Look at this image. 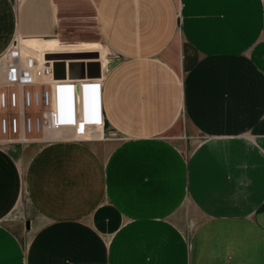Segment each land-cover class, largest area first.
Wrapping results in <instances>:
<instances>
[{
	"label": "crops",
	"instance_id": "0c3cea01",
	"mask_svg": "<svg viewBox=\"0 0 264 264\" xmlns=\"http://www.w3.org/2000/svg\"><path fill=\"white\" fill-rule=\"evenodd\" d=\"M95 3L77 49L60 0H0V56L99 78L104 119L24 168L0 145V264H264V0ZM22 192L35 220L8 221Z\"/></svg>",
	"mask_w": 264,
	"mask_h": 264
},
{
	"label": "built area",
	"instance_id": "2783aa9c",
	"mask_svg": "<svg viewBox=\"0 0 264 264\" xmlns=\"http://www.w3.org/2000/svg\"><path fill=\"white\" fill-rule=\"evenodd\" d=\"M54 79L48 63L40 64L31 57H21L15 48L0 56L2 141L25 142L39 134L40 140L49 141L47 132L67 127L75 132V139H90L89 128L103 125L101 91H96L101 104L90 114L89 120L72 109L60 115L53 103L54 93L70 96L75 92L77 84L89 88L95 84V78Z\"/></svg>",
	"mask_w": 264,
	"mask_h": 264
},
{
	"label": "rangeland",
	"instance_id": "374dc122",
	"mask_svg": "<svg viewBox=\"0 0 264 264\" xmlns=\"http://www.w3.org/2000/svg\"><path fill=\"white\" fill-rule=\"evenodd\" d=\"M96 0H60V3L63 4L64 6L67 7L66 12L71 15L73 18L72 22L70 25H65L63 27L62 33L60 34V37L63 39H68L69 41H75V46L78 48H83V44L85 46H91L92 42L89 41H84L87 39H96L97 38V31H96V26H95V17L94 16V9H95V3ZM80 39V40H78ZM78 40V41H77ZM66 43V42H65ZM65 49H68L69 46L67 44L64 45ZM65 52L62 54H52L48 55L47 57H54V58H59V57H74L76 54H68V52ZM70 55V56H69ZM96 56V53L91 54V59ZM67 59V58H65ZM76 59V58H75ZM98 59L102 61V66L104 68L107 67L108 59H103L98 55ZM74 68L77 69V64L74 66ZM62 71V70H61ZM184 124L186 125L187 123L184 122L183 120H180V122L177 124V128L172 130L171 136L176 138L178 140L179 136L182 134L183 140L185 137L188 139V144L186 147H189L190 140L193 141L192 143L194 144L198 134H196L193 131H189L188 129L185 130ZM186 135V136H185ZM193 135V136H192ZM41 134L36 135L33 137V140L30 141H25V142H18V141H0V145L3 147L9 149L14 156L18 158V161L20 163V167L24 168L26 164V160L28 157L31 155V153L39 146L40 143L44 142L41 139ZM51 138V136H49ZM16 207L13 210L11 214L7 217L8 221L13 220V219H21L22 221H27V219H33L34 214L33 211L26 201V198L22 192L21 197L16 203Z\"/></svg>",
	"mask_w": 264,
	"mask_h": 264
},
{
	"label": "bare ground",
	"instance_id": "6f19581e",
	"mask_svg": "<svg viewBox=\"0 0 264 264\" xmlns=\"http://www.w3.org/2000/svg\"><path fill=\"white\" fill-rule=\"evenodd\" d=\"M12 48H15V47H11V49ZM11 49L8 52H10ZM15 49L19 52L21 57L22 56L31 57L35 61L39 62L40 64H43L41 61L37 60V58L35 59L31 54H29L27 51H25L24 48L17 47ZM58 64L59 63H57L55 65H50V67L52 68V75H54V77H55L54 80H56L57 78L58 79L68 78V76L65 74V72L67 71V66L62 65V68H64V69H60L62 71L59 72V75L57 74L56 70H58V69H56V68L58 67ZM60 67H61V65H60ZM94 81H95V84L93 86H91L89 88H85L84 87L85 88V95L88 97L86 106H87V109L89 111L87 114L83 113V117L86 120L90 119V114H93L95 109H96V107H98L101 104L99 98L97 97V92L98 91L99 92L102 91V88H101L102 81L99 78H95ZM97 84L99 85V87H97ZM80 87L81 86L77 84L76 90L73 93L74 95L71 98H70V96L72 94L70 96H68L66 93L65 94H63V93H54L53 103H54V105H55V107H56V109H57V111H58V113L60 115H64L68 109L72 108V107H70L69 100L71 101L72 98L76 99L77 96H78V93L80 95V92H81V88ZM74 111H76V110H74ZM101 127H102L101 125L100 126H95V127H90L89 128L90 132L88 131V135H91L92 139L101 137L103 135ZM46 136H47V138H50L49 136H51L50 139H53V137H65L66 139L68 138V139L77 140V139H75L77 136H76L75 132L72 130L71 127L61 128V129L55 130L53 132H47Z\"/></svg>",
	"mask_w": 264,
	"mask_h": 264
},
{
	"label": "clouds",
	"instance_id": "9594fccd",
	"mask_svg": "<svg viewBox=\"0 0 264 264\" xmlns=\"http://www.w3.org/2000/svg\"><path fill=\"white\" fill-rule=\"evenodd\" d=\"M97 87H99V85L97 84ZM81 88V92L80 95L78 93V96L76 99L72 98L71 101L69 100L70 103V107H72V110H76L79 112V114L81 113L83 116L84 114H87L89 111L87 109L86 103H87V96L85 95V88L84 87H80ZM74 94H72L70 96L73 97Z\"/></svg>",
	"mask_w": 264,
	"mask_h": 264
},
{
	"label": "snow or ice",
	"instance_id": "6c2138e0",
	"mask_svg": "<svg viewBox=\"0 0 264 264\" xmlns=\"http://www.w3.org/2000/svg\"><path fill=\"white\" fill-rule=\"evenodd\" d=\"M98 122V121H97Z\"/></svg>",
	"mask_w": 264,
	"mask_h": 264
}]
</instances>
